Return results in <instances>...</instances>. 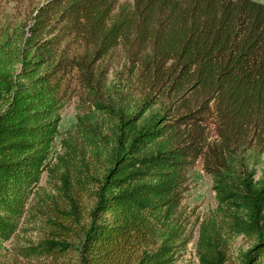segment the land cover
<instances>
[{
	"label": "trees",
	"instance_id": "trees-1",
	"mask_svg": "<svg viewBox=\"0 0 264 264\" xmlns=\"http://www.w3.org/2000/svg\"><path fill=\"white\" fill-rule=\"evenodd\" d=\"M28 28L0 35V264H175L198 161L216 201L199 264H225L238 236L252 241L240 264H264V4L44 0ZM117 47L132 86L107 103L100 63ZM73 80L94 110L54 153ZM44 172L66 205L46 237L8 249Z\"/></svg>",
	"mask_w": 264,
	"mask_h": 264
},
{
	"label": "rangeland",
	"instance_id": "rangeland-1",
	"mask_svg": "<svg viewBox=\"0 0 264 264\" xmlns=\"http://www.w3.org/2000/svg\"><path fill=\"white\" fill-rule=\"evenodd\" d=\"M44 0H0V35L11 34L15 41H19L32 24V11ZM132 1V0H120ZM264 4V0H255ZM124 56L120 47L113 49L103 58L100 65L105 68V101L123 102L121 92H127L131 85V79L127 68L124 67ZM72 91L68 99H65L59 113V135L56 136L53 151L62 153L61 138L68 130H73L77 114H85L94 110L91 106L90 95L82 90L73 80ZM140 97V96H139ZM128 104V103H127ZM135 107V106H134ZM98 111L94 112L97 113ZM53 153V152H52ZM255 178L258 179L264 170V152L255 159L253 165ZM61 180L58 177L48 176L43 173L38 187L31 195L26 211L19 222L18 229L9 241L3 245L8 249L13 246H25L37 243L47 236L49 231V219L56 214V207L65 206L66 198L61 195L58 187ZM80 203L88 210L93 203L90 195L81 193ZM216 206L215 194L211 188V177L205 173L200 161L187 173V190L182 200L180 218L185 225L181 246L176 257L175 264H199L196 254V241L198 237L199 222L208 216ZM69 242L76 241L77 236L72 235ZM249 238L238 236L231 240L228 246L227 261L225 264H240L241 253L251 246ZM10 251V250H9ZM46 259V258H45ZM46 262L50 259H46Z\"/></svg>",
	"mask_w": 264,
	"mask_h": 264
}]
</instances>
